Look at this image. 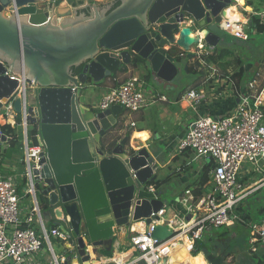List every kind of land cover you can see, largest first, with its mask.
Masks as SVG:
<instances>
[{"label": "water", "instance_id": "water-1", "mask_svg": "<svg viewBox=\"0 0 264 264\" xmlns=\"http://www.w3.org/2000/svg\"><path fill=\"white\" fill-rule=\"evenodd\" d=\"M232 1L0 0V108L18 86L10 75H23L31 86L27 120L43 147L34 170L41 216L69 235L67 261L101 264L92 257L97 246L132 221L149 222L164 205L145 187L157 177L151 152L132 147L127 135H109L122 106L94 109L82 89L129 66L145 69L157 85L172 84L179 61L194 60L198 43L223 40ZM13 109L22 112L20 98ZM0 139L9 141L1 132ZM172 235L160 223L152 232L158 242ZM202 251L210 264L221 262Z\"/></svg>", "mask_w": 264, "mask_h": 264}, {"label": "built area", "instance_id": "built-area-1", "mask_svg": "<svg viewBox=\"0 0 264 264\" xmlns=\"http://www.w3.org/2000/svg\"><path fill=\"white\" fill-rule=\"evenodd\" d=\"M255 15L264 21V10ZM248 23L247 20L224 18L222 29L235 38L247 40L244 26ZM214 50L215 46L198 43L193 62L198 70H206L208 76L219 77L217 69L209 61ZM10 77L17 80L18 86L0 108V122L20 129L23 154L20 158L21 171L13 169L0 174V264H71L73 259L67 261V256H57L50 240L53 236L68 252L72 249L68 243L69 235L58 226L49 230L45 227L36 196L38 184L34 170L41 168L39 161L43 147L38 134L36 142L28 135L31 125L25 107L31 86L23 75L11 74ZM255 77L246 83L245 90L238 95L239 101L233 111L220 117L205 115L194 119L176 145L179 152L190 149L196 158L211 161V191L195 195L192 188H187L179 197L181 208L177 212H170L163 205L147 216L149 222L146 218L132 221L125 227L129 246L119 252L128 257L124 260L121 257L118 260L114 255L106 259L103 257L99 259L101 264H161L167 258L166 250L172 252L171 246L177 242L183 243V236L190 239L188 249L192 251L195 241L202 239L207 231L226 226L237 219L239 203L255 190V185L246 186L239 181L243 165L248 163L255 168L264 159V85H260V73ZM227 79L232 85L229 76ZM116 82L92 108L104 110L112 105H121L123 110L130 113L147 107L156 99H164L161 95L146 93L144 77L130 74L122 79L117 78ZM17 97L22 104L20 114L13 109ZM184 98L193 103L200 101L194 90H188ZM129 125L134 126V122ZM6 137L10 140L9 136ZM145 187L148 191H155L152 183ZM26 198L28 203L24 204ZM35 223L39 224V232L34 228ZM158 223L173 232L170 238L162 242L152 236ZM246 226L250 233L251 250L256 251L258 246H264V215ZM46 244L49 257L46 262L39 261L37 257Z\"/></svg>", "mask_w": 264, "mask_h": 264}, {"label": "crops", "instance_id": "crops-1", "mask_svg": "<svg viewBox=\"0 0 264 264\" xmlns=\"http://www.w3.org/2000/svg\"><path fill=\"white\" fill-rule=\"evenodd\" d=\"M228 9L229 15L225 18L236 21L247 20L249 22L244 26L248 39L241 40L225 33L227 35L215 46L214 52L210 55L212 58H209V61L211 66L217 69L219 77L215 75L213 77L208 76L206 70H198L193 60L187 58L179 61L180 73H195L198 75L187 83L176 75L172 84L163 87L162 85L150 82L145 69H134L131 66L127 67V71L125 72H118L120 73L118 79L127 77L130 74L144 77L146 82L152 83L148 85L149 87L146 85V93L148 95L158 94L164 98L156 99L153 103L138 111L129 113L127 110H123L118 117L119 125L116 126L115 134L117 138L127 135L130 137V145L132 147L135 149L146 147L151 152V155L155 159L154 162L157 164L154 172L157 175L155 179L157 184L153 183L152 185L155 191H157L159 198H161V188L164 187L165 190L163 192H167L169 197L168 203L164 201V205L170 212H177L181 208L178 201L179 197L184 194L185 189L192 188L195 195H201L212 189L210 184L211 161L196 158L190 149L181 152L176 149V145L186 132L189 123L200 116L220 117L233 111L239 101L238 95L245 90L246 83L253 77L256 78L255 76L259 75V73L260 85H264V74L261 73V70L264 68V42L262 43L263 46L260 53H256L253 56L252 59L254 60H249L250 57L243 56L236 47L252 44V41L255 39L253 35H264V21H261L255 15V13L264 10V0H244V3H241L240 0H233ZM186 64L187 68L185 70ZM190 65L191 70L189 69ZM240 68L243 69L244 75L237 79L235 77L234 79L232 75L238 73ZM227 76L232 80V85ZM93 86L98 89L97 98H94L96 102L94 99L86 98L85 94L82 93L84 95V103L90 107H93L97 103V100L112 87V84L104 80L101 86ZM188 90H194L199 95V103H193L184 98ZM130 122H134V126H130ZM0 125L2 124L0 123ZM8 143V140L0 139V174L19 168L20 157L15 153L10 156L6 153ZM206 170L208 180L201 184L200 177ZM239 181L246 186L255 185V190L252 191L249 197H258V193L264 190V159L259 162L258 167H243ZM259 197L261 196L259 195ZM260 199L262 197L258 200ZM25 202L28 203V198H26ZM256 213H258L257 217L254 218ZM237 214V219L226 225L227 230L222 236L206 240V242L210 243L211 250L207 246L205 249L219 256L221 261L227 260L230 264H264V246H258L256 251L251 250L249 243L250 233L246 226L248 222L257 221L263 217L264 207L258 208L253 213H248L242 209L241 204L237 208ZM49 223V229L54 227L51 222ZM35 224L39 228V224ZM44 225L47 228L46 222H44ZM240 228L247 230V236L244 241L239 239ZM223 237L226 238V242L219 243L218 239ZM201 240L204 241L203 237ZM45 246H43L37 259L41 258L45 261L48 259L49 251ZM128 246L126 229L122 227L117 230V234L110 241L97 246L92 257L95 259H103L104 257L106 259L109 256L105 252L109 251L111 253L110 256L114 255L118 260H120V257L121 260H124L128 256L119 252L127 249ZM245 247L246 249H244ZM166 255L167 257H172L170 252H166ZM234 256L236 258L232 261ZM74 261L76 259H73L71 264H74ZM201 264H210L206 260L204 252H202Z\"/></svg>", "mask_w": 264, "mask_h": 264}, {"label": "rangeland", "instance_id": "rangeland-1", "mask_svg": "<svg viewBox=\"0 0 264 264\" xmlns=\"http://www.w3.org/2000/svg\"><path fill=\"white\" fill-rule=\"evenodd\" d=\"M225 35H227V34H225ZM253 36L255 37V39H254V41H252V44H249V45L244 46V47L236 46L240 50V53L243 54V56H246L247 58L250 57L249 60H254V59H252L253 56H255L256 53H260L261 48L263 46L262 43L264 42V35H253ZM261 73L264 74V68L261 70ZM177 76L178 77H181L182 80L185 83H187V82L191 81L192 78L197 77L198 75L195 74V73H193V74L192 73H185V72L180 73V71H179L178 74H177ZM106 81L111 82L108 79H106ZM150 82L153 83L152 80H150ZM150 82H146L147 87H149L148 86L149 84L150 85L152 84ZM93 85H97V83L92 84V85L87 86V87H84L82 89V93L85 94L86 98H91V100H93L94 98H97V91H98V89H96V87L93 86ZM94 101H95V99H94ZM97 102H98V100H97ZM1 120H3V119H1ZM0 123L2 124L3 122H0ZM116 128L117 127L113 128L112 131H111V133H109L110 137H116L117 138V136L115 134V132H116L115 129ZM14 153L17 154L19 157L22 156V154H23L22 153V150L21 151H19V150H17V151L16 150L11 151V154H14ZM17 163H18V161H17ZM243 167L252 168L253 166L250 165V164H248V163H245L243 165ZM21 169H22V165L19 162V168H18V170L21 171ZM36 183L38 184L37 198H38L39 203L42 204L43 203V197H42V195L40 193V190H39L40 189L39 185L41 186V182H38L36 180ZM163 190H165L164 187L161 188L160 197L163 200V202L164 201H167V203H168V198L169 197L167 195V192H163ZM258 194L262 197V199L258 200L259 198H261V197H259V195H258V197L257 196H255V197L254 196L249 197L248 196L249 198L246 197L243 201H241V203H239V206L242 204V209L243 210H246L248 213H253L258 208L264 207V190L262 192L258 193ZM24 204H27L25 202V200H24ZM257 214L258 213L255 214L254 218L257 217ZM46 226H47V229L49 230L50 223L49 222H46ZM34 228L37 230V232H39V228H38V226L36 224L34 225ZM226 230H227L226 229V226H220L218 228H214V229H211V230L207 231L203 235V240H204V241H202L203 242V245H204L203 246V249H205L206 246H207V247H209V250H211L210 243L209 242H206V240H208L209 238H211V239H214L215 238L216 239L217 237L222 236V234H224V232ZM239 231H240L239 234H238L239 235V239H241L242 241H244L245 240V237L247 236V230H244V229L240 228ZM50 240H51V243L53 245L54 251H55V253L57 254L58 257H60L62 255H65V256L68 255V252L65 251L66 250V247L62 243H59L56 239L53 238V236L50 237ZM225 240H226V238L223 237V238L218 239V242L219 243H225L226 242ZM45 247H48V245L46 244ZM244 249H246V247ZM190 252L192 253V251H190ZM236 256H237V254H236ZM236 256H234V258L232 259V261L235 260ZM39 261L46 262L45 260H43L41 258L39 259ZM227 262H228L227 260H223L219 264H230L229 262L228 263Z\"/></svg>", "mask_w": 264, "mask_h": 264}, {"label": "trees", "instance_id": "trees-1", "mask_svg": "<svg viewBox=\"0 0 264 264\" xmlns=\"http://www.w3.org/2000/svg\"><path fill=\"white\" fill-rule=\"evenodd\" d=\"M212 57H210L211 59ZM191 68V65L189 66V69ZM191 70V69H190ZM74 73H77L79 71V68H76V69H73ZM127 71V68L124 67L122 68L119 72H125ZM120 73H116V74H113L111 75V77L109 78V80L111 81L112 83V87L117 83V78L119 76ZM244 75V72H243V69L240 68L239 69V72L238 73H235L232 75V77H236L239 78L240 76ZM103 83L102 82H99L97 83V85L101 86ZM18 120H19V117H18ZM0 132L3 133L5 136H9L10 137V140H9V143H8V149H7V155H11V151L13 150H19L21 151V131L18 127L16 128H12L9 124H2L0 125ZM129 133V132H128ZM28 135L32 138L33 142H36L37 141V131H36V127L34 125H31L28 129ZM120 139V138H117V140ZM20 153V152H19ZM21 158V156H20ZM208 180V175H207V170L206 172H203L202 173V176L200 177V183L203 184L205 183L206 181ZM152 184L155 183L157 184V181L154 180L153 182H151ZM203 242L202 240H196L195 243H194V248L192 250V254H197L203 247ZM105 254L107 256H110V252L109 251H106Z\"/></svg>", "mask_w": 264, "mask_h": 264}, {"label": "bare ground", "instance_id": "bare-ground-1", "mask_svg": "<svg viewBox=\"0 0 264 264\" xmlns=\"http://www.w3.org/2000/svg\"><path fill=\"white\" fill-rule=\"evenodd\" d=\"M229 9L225 12L226 16H228ZM183 243H175L174 246L171 247L172 257H167L166 259L161 261V264H201L202 263V252L199 251L197 254H192L189 251V245H190V239L188 236L182 237ZM186 252H184V250ZM166 252H169V250H166ZM165 252V253H166ZM207 260V258H206ZM208 261V260H207ZM74 264H78L77 261H74Z\"/></svg>", "mask_w": 264, "mask_h": 264}, {"label": "flooded vegetation", "instance_id": "flooded-vegetation-1", "mask_svg": "<svg viewBox=\"0 0 264 264\" xmlns=\"http://www.w3.org/2000/svg\"><path fill=\"white\" fill-rule=\"evenodd\" d=\"M112 138L114 139V141H115V140H117V138H116V137H112Z\"/></svg>", "mask_w": 264, "mask_h": 264}]
</instances>
